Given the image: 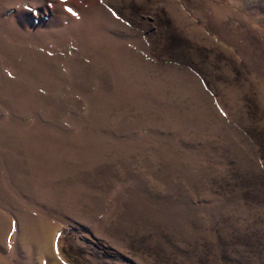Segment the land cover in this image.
I'll use <instances>...</instances> for the list:
<instances>
[{"label":"rangeland","instance_id":"374dc122","mask_svg":"<svg viewBox=\"0 0 264 264\" xmlns=\"http://www.w3.org/2000/svg\"><path fill=\"white\" fill-rule=\"evenodd\" d=\"M0 264H264V0H0Z\"/></svg>","mask_w":264,"mask_h":264},{"label":"snow or ice","instance_id":"6c2138e0","mask_svg":"<svg viewBox=\"0 0 264 264\" xmlns=\"http://www.w3.org/2000/svg\"><path fill=\"white\" fill-rule=\"evenodd\" d=\"M68 11H72L71 9H68Z\"/></svg>","mask_w":264,"mask_h":264}]
</instances>
